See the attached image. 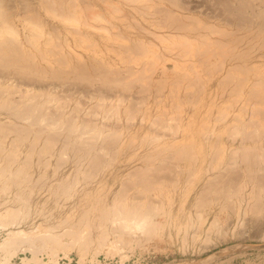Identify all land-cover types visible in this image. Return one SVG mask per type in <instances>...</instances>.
<instances>
[{
    "label": "bare ground",
    "instance_id": "1",
    "mask_svg": "<svg viewBox=\"0 0 264 264\" xmlns=\"http://www.w3.org/2000/svg\"><path fill=\"white\" fill-rule=\"evenodd\" d=\"M260 57H264V0H0V264L27 251L31 257L21 256L22 263L40 264L38 254L47 250L52 264H72L71 251L78 254L77 264H151L146 258L134 259L128 251L147 249L165 238L172 242L181 237L182 245L186 244L196 218L203 224L211 217L197 207L229 202L240 193L241 185L235 190L219 187L215 172L225 160L207 158L218 145L228 146L220 135L216 137L220 128L228 132L232 125L229 135L233 132L243 140L251 139L250 134L264 136V119L262 127L258 117L260 129V124L254 125L258 119H252L255 112L250 114L260 107L264 114L259 104L264 103ZM128 60L133 63L127 64ZM123 75L128 80L121 79ZM63 85L62 91L66 86L74 91L92 88L106 97L118 88L139 87L145 97L141 95L139 101L131 97L126 105L117 102L120 97L109 102L101 96L110 104L103 106L101 100L99 111L112 113L114 108L112 116L118 121L126 119L128 111L134 112L130 126L122 121L114 130L93 119L92 126L81 117L83 125L78 113L71 118V104L67 109L60 105V110L57 102L62 98L58 100L57 91ZM219 90L229 92L225 96L247 93L248 98L240 95L241 99L230 101L238 110L236 104L244 100L245 107L239 111L244 108L249 118L246 113L241 117L242 111L227 113L230 105L218 101ZM207 92L211 94L204 97ZM130 100L136 103L132 106ZM205 102L208 107L197 105ZM156 104L160 120L148 121L155 126L149 130L139 119H152ZM194 114H207L210 119L204 124ZM232 118L239 124L233 125ZM247 121L254 122L253 129ZM245 127L251 128L247 136ZM215 140L219 141L215 144ZM240 146L243 150L238 154L245 156L256 148L248 145V152L247 145ZM238 147L233 152L241 151ZM257 171L264 174V167ZM200 174L212 178L196 189L200 191L196 206L187 208L186 194L195 189ZM260 186L250 191L257 198L249 192L255 200L245 198L249 205L264 202ZM178 191L185 196L179 197L177 205ZM179 211L185 213L184 223H178ZM233 214L234 224L214 214L205 237L214 232L224 239L231 225L232 232L239 224L246 228L249 220L239 212ZM36 216L41 220L22 226L23 220L33 221ZM195 229L192 236L199 238ZM236 248L241 245L201 259L163 264H215L219 253L225 256L224 252ZM99 253L105 256L96 257Z\"/></svg>",
    "mask_w": 264,
    "mask_h": 264
},
{
    "label": "rangeland",
    "instance_id": "2",
    "mask_svg": "<svg viewBox=\"0 0 264 264\" xmlns=\"http://www.w3.org/2000/svg\"><path fill=\"white\" fill-rule=\"evenodd\" d=\"M262 58H263V61H264V57H260L259 59L260 60H262ZM133 62L131 61V63L129 62V60H128V63L127 64H132ZM264 74V73H263ZM238 75V74H237ZM125 75H123V77H124ZM206 78L208 77L207 75H204ZM204 76H203V78H204ZM132 77V76H131ZM130 76H129V78H131ZM252 77L253 76H251V79H252ZM121 79H127L128 80V77H126L125 76V78H122V76L120 77ZM64 86V85H63ZM62 86V87H63ZM62 87H59L60 89L62 88ZM71 87V86H70ZM69 86H66V89H65V91L67 92H65V91H62V90H64V88H65V86L60 90L59 89V91H61V93L59 92V91H57L56 93L57 94H59L58 96H59V98H58V100L60 99V98H62L61 100H59L57 103L59 104V106L61 105L62 107H63V105L65 106L66 105V107H64V108H68V106H67V104L69 105V104H71V105H69L70 106V111H76V108H77V110L78 111H81V113L80 112H74V113H72V112H68L70 115H71V118H73L74 116H72V114H74V115H76V113H78L77 115H76V118L78 117L79 119H80V122H81V117H82V120H83V118H84V122L85 123H87L88 122V124L90 123L89 121H91L92 119L93 120H95V121H97V123H105L104 124V126H106V125H109V126H112V127H110L111 129H114L115 130V128H117V127H119V126H121L120 124H122V121H123V125L124 126H130L131 124L129 123V122H131L132 123V121H133V119H131L132 118V116H133V114H134V112H132L133 114H131L130 115V113H131V110H130V113H129V111H128V113H127V115H128V117H127V115H126V119H124V120H116V119H118V118H114L113 116H112V113H114L112 110H114V108H112V110H111V112L112 113H110V110L108 111L109 112V114H108V112L106 113L105 111H107V110H102L103 112H104V114L102 113V114H100L101 113V110L99 111V107H100V103L102 104V102L104 101L103 99H104V96H105V94L103 95H101V93L100 92H98V94L95 92V91H92L91 89V91L89 92L88 90H86V89H82V88H84V87H79V90L77 91H74L75 89L72 87V90H71V88H70ZM142 88H144V87H142ZM197 88V87H196ZM74 89V90H73ZM140 88L138 87L137 89L135 88L134 90H133V88H130V89H117L116 91L114 90V92H113V90L111 91V92H105L106 94H107V97L105 98V99H109L108 101L110 102V101H112V100H114L115 98H122V100L123 101H121L120 100V98L117 100V102H121V103H125L126 105H128V103L127 102H129V98H131V97H133V98H131V100L133 101V99L135 98V100L136 101H139V100H137V99H140V98H142V96L144 95V94H142L141 92H142V90L140 89V93H138V91L137 90H139ZM193 90L195 89V88H192ZM191 88H190V90H192ZM259 89V88H258ZM257 89V90H258ZM69 90V91H68ZM122 90V91H121ZM125 90V91H124ZM135 90L137 91L136 93V95H134L135 94ZM238 90H240V89H238ZM237 89L236 90H234L235 92L236 91H238ZM71 91V92H70ZM79 91H81V92H79ZM82 91H83V93H82ZM88 91V92H87ZM130 91V92H129ZM188 91V93H189V89L187 90ZM220 91V90H219ZM217 92V97L219 98L218 99V101L221 103V104H224L225 106L226 105H228L229 107H230V109H227V108H225V111L226 110H228L229 112H227V113H234V114H236V113H241V111H242V113H243V109L241 110V111H239V109H241L242 107H245V106H243L242 104H245V101L244 100H242V102H241V105L238 103V102H235V103H238V104H236L237 105V107H238V105H239V107H238V110H237V108H236V110H237V112H236V110H234L235 109V107H233L231 104H232V101H230L231 99H233V98H240V95L242 96V98H248V95H247V93H245L243 90H241V91H239V92H237V93H233L232 91V94L230 95H228V96H225V95H227L229 92H227V94H226V92L225 91H223V93H222V90L220 91V92ZM74 93V95H73V93ZM113 92V93H112ZM128 92V93H127ZM224 92H225V94H224ZM64 93V95L62 96V94ZM88 95H87V94ZM100 93V94H99ZM115 93V94H114ZM119 93H120V95H119ZM190 93H191V91H190ZM240 93V94H239ZM56 94V95H57ZM67 94H70V95H67ZM77 94H79V95H77ZM123 94V95H122ZM132 94H133V96H132ZM211 93H204V97H206V96H208V95H210ZM219 94H221L223 97H226V98H223L221 95H219ZM224 94V95H223ZM234 94V95H233ZM111 95V96H110ZM113 95V96H112ZM118 97H117V96ZM125 95V96H124ZM127 95V96H126ZM139 95V96H138ZM142 95V96H141ZM61 96V97H60ZM73 96V97H72ZM90 97V98H88V97ZM101 96H103L102 98H101ZM125 98V100H124V98ZM137 96V97H136ZM231 96V97H230ZM65 97V98H64ZM98 97H100V98H98ZM143 97H145V96H143ZM229 97V98H228ZM67 98V99H66ZM68 98H70L69 100V102H67L68 101ZM71 98H72V100H73V103L71 102L72 100H71ZM110 98H114V99H110ZM65 99V100H64ZM97 99V100H96ZM98 99H100V100H98ZM155 99V98H154ZM157 99V98H156ZM241 99V98H240ZM64 100V101H63ZM67 100V101H66ZM101 100H102V102H101ZM107 100H105L104 102H103V104H105V105H103V106H108L109 107V104L110 103H108V101ZM120 100V101H119ZM130 100V103L132 102ZM135 100H134V102H135ZM234 100V99H233ZM61 101V102H60ZM95 101H97V104H99V106H95L96 104V102ZM107 101V102H106ZM230 101V102H229ZM235 101V100H234ZM236 101H238L237 99H236ZM66 104H65V103ZM99 102V103H98ZM134 102H132V106H133V103ZM155 102V101H154ZM63 103V104H62ZM89 103H91V105H89ZM129 103V104H130ZM136 103V102H135ZM74 104V105H73ZM92 104H93V106H92ZM95 104V105H94ZM159 104H161V103H159ZM204 105L205 107H208V102H205V103H202V104H200V103H197V105ZM258 104V103H257ZM257 104H255V106H257ZM259 104H262L263 106H264V103H259ZM88 107H87V106ZM102 105H101V107H102ZM211 105V103H209V106ZM233 105L235 106V104L233 103ZM60 106V107H61ZM74 106V107H73ZM80 106V107H79ZM92 106V108L93 109H97V110H92V108H90ZM154 106V108H155V113L152 115V116H150L152 119H149V120H143V119H139L140 120V122L142 123L143 121V123L142 124H145L146 126H148V128L150 127V128H152V129H150L149 128V130H153L154 129V127L155 126H153V124L152 123H150V122H148V121H151V122H157V120H160V118H159V116H158V109L157 108H160V106H158L157 104L156 105H153ZM241 106V107H240ZM259 106L260 105H258V108H259ZM262 106V107H263ZM62 107L60 108V110L62 109ZM76 107V108H75ZM87 107V108H86ZM95 107H97V108H95ZM251 109H253L251 106H249ZM80 108V109H79ZM81 108H83L82 110H81ZM90 108V109H89ZM162 108H164V109H166V106H164V107H162ZM233 108V109H232ZM249 108V109H250ZM257 107H256V110L258 109ZM261 108V107H260ZM260 108L258 109V111H255L254 109V111L253 112H251L250 114H251V116L254 114V112H255V116H252V119L254 118V119H258V117L260 118L261 117V124L264 122L263 121V119H264V117H263V115H261L260 114ZM72 109V110H71ZM75 109V110H74ZM247 109V108H246ZM245 109V110H246ZM250 109V110H251ZM262 109V108H261ZM95 111V112H97L98 113V115H97V113H95V112H92V111ZM249 110V111H250ZM89 111V112H88ZM91 111V112H90ZM115 111V110H114ZM133 111V110H132ZM239 111V112H238ZM262 111V110H261ZM264 111V110H263ZM58 112V111H57ZM87 112V113H86ZM100 112V113H99ZM116 112V111H115ZM86 113V114H85ZM89 113V114H88ZM91 113H94L93 115L91 114ZM240 113H239V115H240ZM245 113H246V111H245ZM245 113H243V115L245 114ZM253 113V114H252ZM257 113H259V116L257 115ZM263 113V112H262ZM115 114V113H114ZM247 114V116L246 115H240L241 117H248V113H246ZM70 115H69V117H70ZM98 117H97V116ZM102 115V116H101ZM106 115V116H105ZM109 115V116H108ZM230 115H233V114H230ZM88 116V117H87ZM90 116V117H89ZM104 116V117H103ZM112 116V117H111ZM130 116H131V118H130ZM207 116V117H206ZM235 117H236V115H234ZM238 116V115H237ZM250 116V115H249ZM95 117V118H94ZM100 117H101V119H100ZM263 117V118H262ZM71 118H70V120H71ZM77 118V119H78ZM107 118H110V119H107ZM193 118L195 119V120H198V122H203L204 124H206L208 121H209V116L206 114H202V115H198V114H194L193 115ZM239 118V117H238ZM249 118V117H248ZM74 119H75V117H74ZM88 119V120H87ZM97 119V120H96ZM100 119V120H99ZM104 119H106L105 121H104ZM128 119H130V120H128ZM251 119V118H250ZM73 120V119H72ZM87 122H86V121ZM260 119H258V120H255V124L254 125H259L260 123H258V121H259ZM94 121V122H95ZM98 121H100V122H98ZM230 121V120H229ZM251 121H253V120H251ZM263 121V122H262ZM83 122V121H82ZM81 122V124H85V123H82ZM134 122V121H133ZM219 122V121H218ZM232 124L234 123V124H236V123H238V121L237 122H235L234 120H233V118H232ZM120 123V124H119ZM228 122H226L225 123V125L227 124ZM252 123H254V122H251V123H249L248 121L246 122V124H250V126L249 127H252V129H253V125H252ZM91 125H92V123H90ZM100 124V125H101ZM102 124V125H103ZM197 125L199 124V123H196ZM229 124H230V122H229ZM233 124V125H234ZM239 124V123H238ZM261 124L259 125L260 126V129L263 127V124H262V127H261ZM101 125V126H102ZM118 125V126H117ZM150 125V126H149ZM155 125V124H154ZM252 125V126H251ZM93 126V125H92ZM153 126V127H152ZM227 127H228V125H226ZM232 126V125H231ZM231 126H230V128H231ZM247 126V125H246ZM256 126V127H257ZM90 127V126H89ZM223 128V127H222ZM229 127H228V132L230 131H232V129H230ZM246 128V127H245ZM248 128V127H247ZM246 128V129H247ZM257 128H259V127H257ZM264 128V127H263ZM158 129H160V128H157V130ZM163 129V128H162ZM162 129H161V132H162ZM227 129V128H226ZM226 129L224 130V129H221L220 128V130L218 131L219 132V134H218V132H217V134H218V136H216V137H219L220 138V136H221V138H222V141H224L223 143H224V145H228V146H230V147H228V146H225V147H221L220 145H218V146H220V147H218L217 146V149L215 150V149H213V150H210L209 151V154H207V158H209V159H217V160H225V162L221 165V168L222 169H218L216 172H215V174L217 173V175H215V178L221 183H219L221 186H219L220 188H229V190H232L233 188V190H235V188H239V186H240V193H238L239 191H236V193L235 194H239V195H235V196H231L230 198H231V201H229V202H227V201H225V200H222V204H221V202H220V200H219V202H217L216 204L214 203V205H212V204H210L209 206L208 205H204L205 207H195L196 209H199V210H202V211H205L206 213H207V215H209L208 217H210V218H208L209 219V221L211 222V219H212V217L214 216V214L215 215H220L222 218H224L225 220H227V218H228V220L227 221H229V219L232 221H230L231 222V224H234V223H236V215L235 214H233V213H238L239 212V214L241 215V217H243V219L246 221L247 219L249 220V222H248V220L246 221V222H248V224H249V226H248V224H247V227L245 228V226L243 227V225L240 227V224L239 225H237V228L235 229V231L234 232H232L231 231V229L233 228L232 227V225L230 226V228H229V231H228V233H227V235H226V237L223 239V238H219V237H216V236H214V232H210V235L208 236V238L207 237H205V236H207L205 233H207V228L209 227L208 225L210 224V222L208 221V220H206V222H204L203 224H201V223H199L200 221H198V218H196V222H195V225H194V227L192 228L193 230H194V228H196L195 230H197V231H199L198 232V235H200L199 236V238H193V236H192V232H193V230L192 229H190L189 231H190V234H188V236H187V239H188V241L186 242V244H184V245H182V240H181V237H178V238H175L174 239V241H172V242H169L166 238L165 239H161V241L162 242H156L154 245H150L147 249H143V248H139V247H135L134 249H133V251H128V252H130L129 254H133V256H134V259H144V258H146L147 260H149V261H152V263L151 264H163V263H167V262H178V261H180V260H182V259H201V258H204V257H206V256H208L209 254H212L213 252H215L216 250H221V249H223V248H225V247H227V246H233V245H241V248H236V249H233V250H229V251H227V252H224V253H226L225 254V256L223 255V253H219V256H218V258H216L215 260H214V262H215V264H216V262H217V264H219V261L220 260H225V259H227V260H225V261H223V263H222V261H220L221 262V264H264V202L262 201L261 202V200L260 199H257V200H259L261 203H259V202H255L254 200H255V198H257V197H255V195H253L252 193H254V192H250L253 188V186H254V188H255V185L257 186H259V184L260 185H262L263 187H264V184H261V183H264V174H262L261 175V173H258V168H260V167H264V136L262 135V137L259 139V137L257 138V135H256V137H255V135L254 134H250V137H251V139L249 138V137H247L250 141H248V139L245 137L244 138V140H245V142H244V140L242 139L243 137H240V135H238V134H234L233 132H232V134L231 135H229V133L226 131ZM251 128H248L247 129V133H246V131H245V133H244V136H247V134H248V130H250ZM260 129H259V131H260ZM135 130V129H134ZM156 129L154 130V132L155 133H157L156 131H157ZM168 130V129H166V128H164V134H165V132ZM262 130H264V129H262ZM261 130V131H262ZM133 131V130H132ZM160 131V130H159ZM159 131H158V133H159ZM227 133H226V132ZM160 132V133H161ZM235 132V131H234ZM168 133V132H167ZM169 133H170V131H169ZM168 133V134H169ZM262 133V132H261ZM261 133L259 132V136H261ZM167 134V135H168ZM240 134V133H239ZM263 134H264V131H263ZM220 135V136H219ZM253 137H252V136ZM249 136V135H248ZM88 138V137H87ZM90 138V137H89ZM242 139V141L244 142H242L241 141V139ZM258 139V141L256 142L255 140H257ZM238 140H240L243 144H244V147L247 145V147H246V149L248 148V145H251V146H254L255 145V147L256 148H253V147H251V146H249V149H256L255 151H253V149L252 150H249L248 151V149H247V151L249 152V153H252L253 154V152L255 153L256 151V154H253L251 157H250V159L251 160H249L248 158H249V156H247V154L248 155H250L249 153H247L246 154V156L248 157H246L245 155H244V153L243 154H241V155H239L238 153L239 152H242V150L240 149V147H242V146H240V145H243V144H240L239 145V143H240V141H238ZM217 141H219V140H217ZM217 141L215 140V144L217 143ZM254 141V142H253ZM231 143V145L233 146L232 148H231V145H229V144ZM214 145V144H213ZM215 146V145H214ZM237 146H239L238 148L241 150V151H238V149L235 151V152H237V153H235V152H233V150H235L236 148H237ZM258 146L260 147V150L258 149ZM228 147V148H227ZM235 147V148H234ZM230 148V149H229ZM234 148V149H233ZM233 149V150H232ZM245 149V148H244ZM245 149V150H246ZM258 149V150H257ZM232 152H231V151ZM244 150V151H245ZM261 154H260V153ZM231 153H235L238 157H236L235 156V154H234V156H232L233 154H231ZM259 153V154H258ZM255 155H256V157H255ZM240 156L242 157L241 159H240ZM244 156L246 157V160L244 159ZM238 158V159H236V160H233L234 158ZM254 158V159H253ZM257 158V159H256ZM253 159V160H252ZM262 161V163H261V165H260V161ZM236 161V162H235ZM254 161V162H253ZM247 162L248 164H245V163ZM250 162V163H249ZM252 162V163H251ZM259 164H257V163ZM244 163V164H243ZM257 164V165H256ZM249 165V166H248ZM249 169V170H248ZM256 169V170H255ZM220 170V171H219ZM253 170L255 171V172H253ZM260 172V171H259ZM264 172V171H263ZM262 172V173H263ZM220 173V174H219ZM219 174V175H218ZM223 174H224V176H223ZM255 174V175H254ZM230 175V176H229ZM232 175V176H231ZM252 175V176H251ZM262 176V177H260V176ZM223 176V177H222ZM228 177V179H227V177ZM256 176L258 177V178H256ZM224 178L223 180L221 179L220 180V178ZM235 177V178H234ZM211 179L212 178V176H208L207 174H200V178L198 179V181H197V183H196V187H195V189L194 190H191L190 191V193L188 192L186 195H187V197H185V202H186V207L187 208H189V207H191V206H196L195 204L198 202V200H197V202L195 201V198L199 195V193H200V191L199 190H196L200 185H205L206 186V183L208 182V179ZM231 180V181H229L227 184L229 185L230 183V185H229V187L227 186V187H225L227 184H226V182L228 181V180ZM254 179V180H253ZM259 179V180H258ZM262 179V180H261ZM224 180H227L226 182L224 181ZM257 180V181H256ZM223 181V182H222ZM255 181V182H254ZM258 181H260V182H258ZM255 183V185H253ZM208 184V183H207ZM218 184V185H219ZM233 184H235V185H239L238 187H236L235 185H233ZM233 185V186H232ZM253 185V186H252ZM262 186H260L261 188H262ZM231 187H233L232 189H231ZM203 188H206L207 189V187H202V189ZM252 188V189H251ZM257 188V187H256ZM200 190H201V188H199ZM206 189H203V191L204 190H206ZM209 189V188H208ZM239 189H236V190H239ZM264 189V188H263ZM195 190L197 191V192H195ZM198 191H199V193H198ZM249 192H250V196H252L253 195V197H255V198H251V197H249ZM234 193H232V194H234ZM198 194V195H197ZM182 195H184L185 196V194L182 192V191H178L177 193H176V204L178 205L179 204V202H177V200L179 199L180 200V196H182ZM237 197H239V198H237ZM244 197V198H243ZM241 198H243V199H241ZM245 198H248L249 200H250V198H251V200L252 199H254L253 201H254V203H252L253 201H251L250 203H252V204H250L249 205V200L248 199H246L247 200V202L246 201H244L245 200ZM230 200V199H229ZM239 200V201H238ZM241 200V201H240ZM225 201V202H224ZM237 201H238V203H237ZM225 204H224V203ZM231 202V203H230ZM239 204V205H238ZM255 204V205H254ZM250 206V207H249ZM251 206L253 207V208H251ZM209 207V208H208ZM213 207V208H212ZM239 207V208H238ZM245 207V208H244ZM204 208V209H203ZM212 208V209H211ZM208 209V210H207ZM220 209V210H219ZM234 209V210H233ZM239 210L238 212L237 211H235V210ZM244 209V210H243ZM223 210V211H222ZM195 211V210H194ZM232 211H234V212H232ZM246 213H245V212ZM210 213V214H209ZM227 213V214H226ZM227 215V216H226ZM225 216H226V218H225ZM230 216V217H229ZM251 217V218H250ZM254 217V218H253ZM250 219H251V221H250ZM39 220H41V218L40 217H35L34 218V220L33 221H31V220H29V219H25V220H23L24 222H22V226L23 227H28V225H30V223H32V222H37V221H39ZM184 223L185 222V213L184 214H181V211H179V217H178V223ZM226 222V221H225ZM251 223H253V224H251ZM200 224V225H199ZM205 224V225H204ZM202 227V228H201ZM200 228V229H199ZM243 228H244V233H242L243 232ZM199 229V230H198ZM202 229V230H201ZM246 229V230H245ZM6 231H3V233H5ZM241 232V233H240ZM213 233V234H212ZM233 233V234H232ZM212 236V237H211ZM214 236V237H213ZM198 237V236H197ZM205 237V238H204ZM218 238V239H217ZM227 238V239H226ZM177 239V240H176ZM205 239V240H204ZM211 239V241H209ZM208 240V241H207ZM206 243H208V245L206 244ZM204 244H206V245H204ZM49 251L47 250V251H41L39 254H38V257L40 258L41 257V259H40V264H42V263H48V264H52V262L50 261V259H49V253H48ZM76 251H71V252H69L70 253V258L72 259V264H77V260L79 259L78 258V254L77 253H75ZM30 252H25V253H19L18 255H16V256H14V257H12V259H11V261L9 262V263H6V264H23L22 263V261H21V256H27V257H31V254H29ZM59 253V255H61V256H64V253H62L61 251L60 252H58ZM98 256H105V254L104 253H99L96 257H98ZM231 256H233L232 258H231ZM65 257V256H64ZM65 258H67V257H65ZM68 259V258H67ZM89 261H87V262H85L84 264H87ZM60 264H63L62 262H59ZM30 264H37V263H35L34 261H31L30 262Z\"/></svg>",
    "mask_w": 264,
    "mask_h": 264
}]
</instances>
